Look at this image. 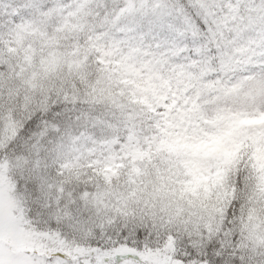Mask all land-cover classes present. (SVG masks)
<instances>
[{
	"label": "snow or ice",
	"instance_id": "1",
	"mask_svg": "<svg viewBox=\"0 0 264 264\" xmlns=\"http://www.w3.org/2000/svg\"><path fill=\"white\" fill-rule=\"evenodd\" d=\"M0 264H264V0H0Z\"/></svg>",
	"mask_w": 264,
	"mask_h": 264
}]
</instances>
